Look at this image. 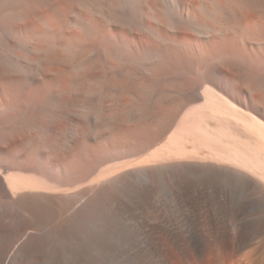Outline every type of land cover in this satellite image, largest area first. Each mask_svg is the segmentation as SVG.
Returning a JSON list of instances; mask_svg holds the SVG:
<instances>
[{
	"label": "bare ground",
	"instance_id": "6f19581e",
	"mask_svg": "<svg viewBox=\"0 0 264 264\" xmlns=\"http://www.w3.org/2000/svg\"><path fill=\"white\" fill-rule=\"evenodd\" d=\"M237 32L264 0H0V264H264L262 93L191 55Z\"/></svg>",
	"mask_w": 264,
	"mask_h": 264
},
{
	"label": "snow or ice",
	"instance_id": "6c2138e0",
	"mask_svg": "<svg viewBox=\"0 0 264 264\" xmlns=\"http://www.w3.org/2000/svg\"><path fill=\"white\" fill-rule=\"evenodd\" d=\"M42 2V0H41ZM140 0H122V7L124 9L139 8ZM53 9L54 16H61V12L55 5L51 6ZM39 15V13H38ZM86 35L91 36L96 33L95 26L91 23H84L82 25ZM116 50H119L116 46L115 41H109ZM239 32H237V40L228 41L225 38L221 40L214 46L210 44L209 40L204 42L206 47H202L199 52H192L194 60L201 62H207L209 57H222V61L212 60V63H222L223 66H230L229 72L234 74L230 76L232 83L237 88H243L246 92V95L252 99H255V94L257 91L261 92L262 95L259 100L256 102L259 104H264V61L257 63L255 60H241L239 57L238 45L240 43ZM148 50L145 49L142 52L137 54V58L141 59ZM49 89L45 88L42 90L43 95L48 96L50 100L51 97L48 95ZM41 110H45L47 104L38 105ZM76 135L79 133L76 132Z\"/></svg>",
	"mask_w": 264,
	"mask_h": 264
},
{
	"label": "rangeland",
	"instance_id": "374dc122",
	"mask_svg": "<svg viewBox=\"0 0 264 264\" xmlns=\"http://www.w3.org/2000/svg\"><path fill=\"white\" fill-rule=\"evenodd\" d=\"M218 184H231V183L226 182L225 180L222 179V180L218 181ZM120 243H122V242H118L117 244H120ZM114 260H115V262H114ZM111 261H113L114 263H112ZM111 261H109L110 263L108 262V264H118V261L116 262V259H112Z\"/></svg>",
	"mask_w": 264,
	"mask_h": 264
}]
</instances>
